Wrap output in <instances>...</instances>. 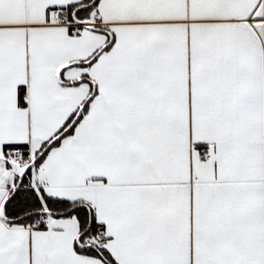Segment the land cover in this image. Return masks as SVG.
Masks as SVG:
<instances>
[{
    "label": "snow or ice",
    "instance_id": "obj_1",
    "mask_svg": "<svg viewBox=\"0 0 264 264\" xmlns=\"http://www.w3.org/2000/svg\"><path fill=\"white\" fill-rule=\"evenodd\" d=\"M0 264H264V0H0Z\"/></svg>",
    "mask_w": 264,
    "mask_h": 264
}]
</instances>
